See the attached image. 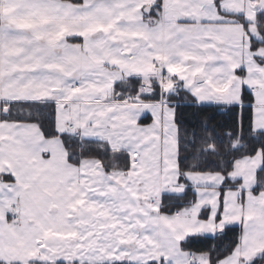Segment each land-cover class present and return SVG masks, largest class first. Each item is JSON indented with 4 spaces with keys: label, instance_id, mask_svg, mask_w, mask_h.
<instances>
[{
    "label": "snow or ice",
    "instance_id": "snow-or-ice-1",
    "mask_svg": "<svg viewBox=\"0 0 264 264\" xmlns=\"http://www.w3.org/2000/svg\"><path fill=\"white\" fill-rule=\"evenodd\" d=\"M0 264H264V0H0Z\"/></svg>",
    "mask_w": 264,
    "mask_h": 264
}]
</instances>
